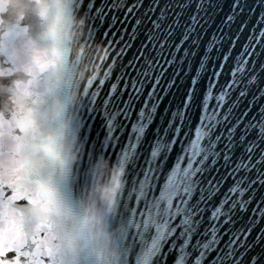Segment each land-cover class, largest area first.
Here are the masks:
<instances>
[{
	"label": "snow or ice",
	"instance_id": "6c2138e0",
	"mask_svg": "<svg viewBox=\"0 0 264 264\" xmlns=\"http://www.w3.org/2000/svg\"><path fill=\"white\" fill-rule=\"evenodd\" d=\"M206 3L151 0L141 12V0L131 6L108 0L100 8L80 0L78 10L95 31L107 23L102 35L106 51L114 52L108 71L88 81L77 113L99 119L103 136L81 160L71 189L64 187L67 172L47 182H34L29 173L10 186L19 168L7 163L0 121V264H87L70 226L89 179L88 163L97 156L122 172L111 212L112 224L120 226L122 264H169V257L171 264H264V106L253 114L255 105L246 103L257 93L264 100V0L258 36L250 32L239 52L240 36L253 23L243 18L245 8L251 13L253 6L232 0L225 26L205 44V17L218 7ZM127 16L134 21L128 28ZM177 51L183 59L172 60ZM193 61L181 105L153 130L164 66L179 78ZM52 68L71 78L64 62L53 60ZM256 202L261 207L250 214Z\"/></svg>",
	"mask_w": 264,
	"mask_h": 264
},
{
	"label": "clouds",
	"instance_id": "9594fccd",
	"mask_svg": "<svg viewBox=\"0 0 264 264\" xmlns=\"http://www.w3.org/2000/svg\"><path fill=\"white\" fill-rule=\"evenodd\" d=\"M30 15L39 21L36 31ZM82 24L67 4L0 0V65L10 69L0 73V121L7 163L19 168V182L29 173L34 182L54 181L76 158L72 108L79 98L74 71L84 35ZM53 60L64 62L70 79L54 74ZM46 69L49 79L38 81ZM41 84L47 91L37 98ZM38 114L46 115L50 126L44 127ZM121 180L115 162L100 161L95 182L70 226L87 264H120V226L112 224L111 212Z\"/></svg>",
	"mask_w": 264,
	"mask_h": 264
},
{
	"label": "water",
	"instance_id": "95a60500",
	"mask_svg": "<svg viewBox=\"0 0 264 264\" xmlns=\"http://www.w3.org/2000/svg\"><path fill=\"white\" fill-rule=\"evenodd\" d=\"M79 2L80 0H27V3L29 5L32 4H38V3H47L49 5H60V4H67L68 10L71 13H74L75 16L82 18L83 24L80 25V28L83 29L84 35L80 38L79 41V48H80V58L79 61L76 64V68L74 71V76L78 77L79 84H78V93L79 98L78 102L73 106L72 108V115L74 118V124H75V130H76V140L74 142L73 150L76 153V158L72 163L71 168L67 171L69 174L68 180L66 181L64 187L66 189H71L73 187L74 180L76 179V170L79 168L80 162L83 158L86 157L89 147L93 144V142L96 141L98 137L103 136V131L101 130V125L99 119L93 120L92 117L86 115L83 111H81L80 117L78 116V110L79 106L82 102L84 90L88 86V81L93 79V77H99L100 74L103 71H108L107 67L105 66L107 61V57L114 56V52L109 49L108 52L106 49L108 48V43L104 39L102 33L107 29V23H105L104 27L101 28L98 32L93 29V25L91 22H87V19L85 15L81 12H79ZM93 2L96 4L97 8L103 7L108 0H93ZM114 2H119V0H114ZM136 0H123V3L128 4V6H131L132 3H135ZM141 2L144 3V8H142L140 11H146L148 8V5L151 3V0H141ZM173 3H176L177 0H172ZM248 4L252 5L254 8V11L249 13L248 9L245 8V14L244 19L250 18L253 23L249 24V31H245L242 36H240V43L237 44L236 51H240V47L243 44H246L247 41L245 40V37H247L250 32L252 34H255L258 36L257 29L261 26V10L259 8V0H247ZM206 3V0H205ZM232 3V0H212L213 5H218V7H215L213 9H209V15L211 18L205 17L207 19V24L204 26L202 36L203 41L206 44L208 40H210L213 37V34L218 33V29L225 26L226 23V16L230 15V5ZM207 6V3H206ZM121 19H124L126 12L121 11L117 13ZM203 15V13L201 14ZM128 24L125 25L126 28L130 27L133 21L132 16H127ZM30 20L33 26V31L38 30L39 27V21L36 20L35 17H32L30 15ZM98 23V22H97ZM237 24L239 21L236 22ZM120 25H117V28H119ZM93 29V36L94 39H91L89 36V33ZM225 31H227V28H225ZM232 31L235 33L236 28L235 26L232 27ZM119 37H117L118 39ZM112 36L109 35L108 40H111ZM115 48V45L112 46ZM202 51V49H201ZM179 56L181 59L184 57V53L182 52H174L173 56L171 57L172 60H175L176 57ZM198 59V58H197ZM160 63H163V61H160ZM165 71L167 73V76L165 77L163 73H161V79H166V82L162 84L163 91L160 92L161 100L158 102V113L156 116V121L154 123L153 130L160 126L162 124L161 117H167L170 115L171 111H175L176 108H178L181 105V101L185 96V93L189 86V79L187 76L188 72H194L196 69V61H193L190 65L185 66V72L184 74H181L179 78L177 76L173 75V70L170 65H165ZM83 69V71H81ZM10 71V69L7 66L0 65V73ZM49 69H46L44 72H41L38 76V81L42 82L47 79H49L47 73L49 72ZM159 71V69H157ZM177 71H179V61H177ZM115 82V81H112ZM221 83H223V78L221 79ZM204 84L206 86V79L204 81ZM108 89L105 87L104 91L106 92ZM151 88L149 86L145 87V98H147V92L150 91ZM202 90V89H201ZM47 89L41 86L36 91L35 95L37 98L41 97ZM159 91V89L157 90ZM247 102H251L255 105L253 108V114L257 113L262 106H264V100L260 99V94L257 93V98L253 100L251 96L247 98ZM241 111H243V106L241 107ZM40 115V123L44 127H48L49 121L46 118V115ZM35 139V137H33ZM149 140L152 139L151 135L148 137ZM146 147V145H145ZM179 146H177V149L174 151L172 155V160L175 159V154L178 152ZM104 158L102 156H97L94 160L90 161L88 163L87 171L89 173V179L86 185V188L79 193L77 199L80 203L84 200V198L88 195L89 187L91 183L95 182V176L97 172V166L100 161H102ZM10 167H15L9 163ZM14 177H16L14 179ZM19 183L18 177L10 176L9 177V184L10 186H15ZM228 183H231L229 181ZM227 187V185L225 186ZM261 205L259 202H256L252 205V207L249 209V213L255 215L253 213V208H259ZM77 212H79V208L77 209ZM245 220L248 219L247 215L244 218ZM264 227V224L261 225ZM255 235V233H254ZM121 247H126V245H121ZM139 246L137 245V248ZM137 255L136 251H133L132 256L135 257ZM172 257H169V264H171ZM120 264H122L121 261V251H120Z\"/></svg>",
	"mask_w": 264,
	"mask_h": 264
}]
</instances>
